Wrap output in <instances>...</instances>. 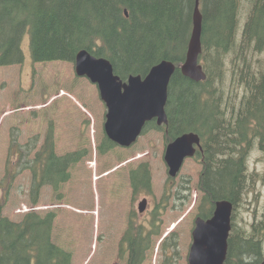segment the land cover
Instances as JSON below:
<instances>
[{"label": "trees", "instance_id": "obj_1", "mask_svg": "<svg viewBox=\"0 0 264 264\" xmlns=\"http://www.w3.org/2000/svg\"><path fill=\"white\" fill-rule=\"evenodd\" d=\"M194 1L0 0V66L24 62L21 45L26 35H29L33 62H74L76 54L87 50L91 55L109 60L115 74L124 81L131 75L147 76L154 64L163 60L178 66L185 60L192 32ZM200 1L203 14L201 58L207 64L208 80L192 82L177 68L168 88L166 114L169 124L157 127L151 122L145 126L143 134L151 129L164 131L167 142L188 131L200 134L206 165L198 185L204 193L199 216L207 219L212 215L216 201L227 199L234 204L240 201L247 162L240 148L244 136L242 128H246L243 122L251 110L257 111L254 104L264 103V75L259 79L260 86H249V96L242 97L238 109L233 110L234 125L224 123L226 116L219 112L222 95L212 87L210 69L221 71L225 56L232 52L238 82H251L248 77L252 79V75L249 70L244 71L241 58L246 38L243 31L242 42L235 48L238 0ZM253 12L248 23L251 34L247 43L256 38L254 48L263 51L264 8L260 11L256 5ZM244 101L253 103L248 106L246 115ZM231 126L232 130L226 128ZM53 129L51 126L44 145L32 159L24 154L32 150L33 143L21 151L15 142L10 148L4 179L11 182L21 170H31L29 193L32 204L39 202V192L45 186L59 193L71 178L72 166L86 156L87 151L57 155ZM114 148L113 141L104 136L97 153L104 155ZM150 175L147 163L130 171L134 200L143 193L152 194ZM7 198L6 192L5 197L0 196V214ZM56 215L48 212L42 216L32 212L20 222L0 216V264H72L71 251L52 240ZM159 218V213L157 217L152 215L149 232V227L140 226L134 217L130 219L128 231L121 238L120 259L128 253L127 264H143L146 252L152 246L151 237L158 234ZM240 230L233 226L230 233L227 264L243 261L244 247L241 245L244 241L242 235L237 234ZM168 243L169 240L164 246Z\"/></svg>", "mask_w": 264, "mask_h": 264}, {"label": "rangeland", "instance_id": "obj_2", "mask_svg": "<svg viewBox=\"0 0 264 264\" xmlns=\"http://www.w3.org/2000/svg\"><path fill=\"white\" fill-rule=\"evenodd\" d=\"M246 10L244 0L239 11V42L244 20L247 21L249 17ZM29 44L27 35L22 44L25 54L23 64L0 67V196L5 197L6 192L8 197L2 215L18 222L26 215L19 213L21 205L32 207L29 196L30 171L27 169L17 175L12 183L4 179L10 141L14 140L16 134H19L21 143L36 135L43 139L52 123L58 155L87 151L83 160L72 166L71 178L63 184L59 193L53 192L50 186L43 187L39 203L36 204L46 208L38 211L40 215L49 211L57 214L52 239L60 247L71 251L72 264H125L118 263L117 250L133 209L138 215L137 223L146 227H149L152 215L154 217L156 214L157 217V213H160L157 226L163 236H170L171 231H176L172 233V239L177 241L175 249L180 256L174 264L177 261L188 264L193 242L191 234L195 226L193 222L203 200V194L197 188L200 162L195 158L184 161L177 179H169L164 163V133L152 129L130 148L116 147L105 155L97 153L105 134L103 127L107 113L97 85L77 76L74 63H32ZM245 47L241 56L244 71L249 70L257 78L264 75V50L258 53L252 46ZM230 57L225 61L228 96L223 97L225 99L221 105L227 119H231L233 110L239 107L241 97L247 92L246 86L238 82V76L231 74ZM240 93H243L242 96ZM249 160V167L245 171L249 173V186H245L244 195L241 192V200L235 204L232 222L237 227H244L256 214L264 230V156L254 152ZM140 163L149 164L153 182V194L147 196L148 209L142 215L138 213V204L145 195L134 200L136 202L131 201L129 177L131 169ZM252 183L257 184L255 188ZM180 186V194L185 193L189 200L176 196ZM184 186L188 187L185 192ZM159 236L154 238V249L149 252L145 264L163 263L165 258L158 250ZM170 249L169 253L174 250Z\"/></svg>", "mask_w": 264, "mask_h": 264}, {"label": "water", "instance_id": "obj_3", "mask_svg": "<svg viewBox=\"0 0 264 264\" xmlns=\"http://www.w3.org/2000/svg\"><path fill=\"white\" fill-rule=\"evenodd\" d=\"M193 12V32L186 56L181 66L183 76L195 82L206 80L199 56L202 53V15L199 13V0H195ZM126 15L128 12L125 11ZM112 64L103 58H96L83 50L76 55L75 68L79 76H87L96 83L101 99L107 107L103 129L110 141L121 147H130L140 137L143 126L155 118L158 125L167 124L165 106L168 100V86L176 67L170 61L156 64L144 79L131 76L124 83L114 74ZM195 133H185L177 137L166 149L165 163L172 177L180 171L183 161L195 154L199 145ZM146 201L140 204L143 212ZM233 203L218 201L212 218L196 220L193 231V245L190 250L189 264H224L228 251V237L231 230Z\"/></svg>", "mask_w": 264, "mask_h": 264}, {"label": "flooded vegetation", "instance_id": "obj_4", "mask_svg": "<svg viewBox=\"0 0 264 264\" xmlns=\"http://www.w3.org/2000/svg\"><path fill=\"white\" fill-rule=\"evenodd\" d=\"M250 2H254L260 9V11L262 10V8H264V0H248ZM263 12V11H262ZM247 32L245 33L244 37L246 38V42L249 39V35L251 34L250 31L246 30ZM253 40V38H252ZM255 42L258 39H254ZM258 53L262 52V51H258ZM248 77V76H247ZM249 80H251V82H249L248 80H244V86H246L247 88H251L249 86H253V87H259L261 84V81L257 78L252 76V79L248 77ZM249 106L248 102L244 103V114H247V107ZM254 106L257 108V111L251 110L249 115L246 116L245 119V123L247 125L246 129L243 128L244 130V139L242 142V145L245 146L244 141L249 137L247 132L248 130L252 131L255 129V126L257 124L261 125L262 123L264 124V118L263 117H258V116H262L264 115V103L263 102H258L256 104H254ZM226 122V121H225ZM259 134V135H258ZM252 138L249 139V143L248 146L243 149V155L244 158L247 160L249 158H251L250 156L254 153V152H258L260 154H262L264 156V126H262L261 128H259L256 132V134H253L251 132ZM242 146V147H243ZM250 162V160H249ZM249 167V166H248ZM249 174V173H248ZM253 187L255 188V186L257 185L256 183H252ZM246 188L249 186L248 182L245 183ZM244 193V187L242 189V194ZM241 194V195H242ZM240 195V196H241ZM260 219L258 218V216L256 214L252 215V219L249 220V223H245L244 225V232L241 233L242 236V241H244V243H242L241 247H244V258L243 261L242 259L239 257L238 259H241V264H264V230L262 229V222L259 221ZM244 222H246L245 220H243ZM239 238V237H238ZM238 242V241H237Z\"/></svg>", "mask_w": 264, "mask_h": 264}, {"label": "bare ground", "instance_id": "obj_5", "mask_svg": "<svg viewBox=\"0 0 264 264\" xmlns=\"http://www.w3.org/2000/svg\"><path fill=\"white\" fill-rule=\"evenodd\" d=\"M248 43L246 42V41H244V47L247 45ZM249 46V44L245 47V48H247ZM257 51V50H256ZM243 139H244V136H243V138H242V142H243ZM242 142H241V146H242ZM241 155H243V149L241 148ZM241 195V194H240ZM240 195H239V197H240ZM241 199V198H240ZM235 228V227H234ZM192 245V244H191ZM226 264H227V262H226Z\"/></svg>", "mask_w": 264, "mask_h": 264}]
</instances>
